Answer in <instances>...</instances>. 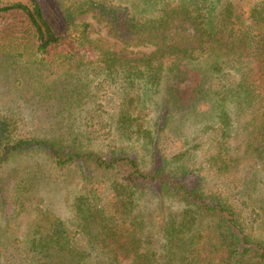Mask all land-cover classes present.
Listing matches in <instances>:
<instances>
[{
	"label": "trees",
	"instance_id": "1",
	"mask_svg": "<svg viewBox=\"0 0 264 264\" xmlns=\"http://www.w3.org/2000/svg\"><path fill=\"white\" fill-rule=\"evenodd\" d=\"M26 58L41 97L73 70L93 88L78 133L0 113V264H264V203L231 178L264 172V0H0V59ZM202 106L213 121L168 152L174 113ZM106 130L139 148H90ZM45 165L81 181L72 224L36 192Z\"/></svg>",
	"mask_w": 264,
	"mask_h": 264
},
{
	"label": "rangeland",
	"instance_id": "2",
	"mask_svg": "<svg viewBox=\"0 0 264 264\" xmlns=\"http://www.w3.org/2000/svg\"><path fill=\"white\" fill-rule=\"evenodd\" d=\"M80 19L91 24L93 38L102 40L112 37L109 26L100 15L90 12L81 16ZM151 50L147 49L146 52L149 53ZM33 62H35L33 58L19 61L0 59V113L14 116L19 120L21 127L27 130L35 129L42 133V131H65L68 127H72L74 132L78 133L77 130L83 129V126L86 125V108L90 106V93L93 88L90 77L85 71L73 70L69 75H62L57 84L48 85L47 96L41 97L39 89L43 87L40 86L39 72L34 69ZM165 83L163 82L157 94L159 101L164 96ZM75 87H82V97L72 96L75 94V91H72ZM47 88L45 89L47 90ZM96 121L97 119H94L92 123L95 124ZM204 121L208 123L213 121L206 106L174 113L169 121L168 131L163 136L164 148L173 154L183 150L186 145L194 144L193 133L201 128ZM105 126L110 128L106 123ZM104 132L89 144L90 148L102 153L111 149L130 152L139 148L137 144L118 137L115 131L106 130ZM80 139L83 143L88 142L84 135H80ZM139 154L141 157L144 156L142 151H139ZM201 156L202 152L198 150L197 163L201 161ZM44 167V171H36L38 175L36 192L43 198L47 208L67 223L72 224L75 221L72 203L80 191L81 181L79 177L75 176L77 174L71 177L60 176L58 179L52 180L49 175L54 178L61 172L53 171L48 165ZM203 170L205 171L203 173H206L204 174L207 179L206 186L213 187L217 180L218 182L225 181L224 184H227L228 180L219 178L209 170ZM233 170L234 174L231 178L239 179L240 187L252 189L253 196L257 200L256 207L259 209L258 206L264 203V199L262 200L264 197V172L254 175V184H250L245 182L250 174L249 171L242 172L238 166ZM258 219L264 222L263 211Z\"/></svg>",
	"mask_w": 264,
	"mask_h": 264
}]
</instances>
